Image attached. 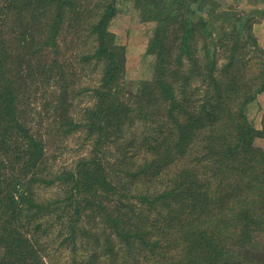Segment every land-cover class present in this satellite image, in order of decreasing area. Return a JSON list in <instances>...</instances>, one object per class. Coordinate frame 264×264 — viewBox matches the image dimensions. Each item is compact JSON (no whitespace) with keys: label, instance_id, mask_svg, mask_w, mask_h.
<instances>
[{"label":"trees","instance_id":"1","mask_svg":"<svg viewBox=\"0 0 264 264\" xmlns=\"http://www.w3.org/2000/svg\"><path fill=\"white\" fill-rule=\"evenodd\" d=\"M211 1L134 0L154 64L128 97L115 0H0V264H264V112L260 129L246 115L264 48L250 16ZM77 44L99 68L78 118L62 50ZM32 111L83 136L72 167L49 166ZM54 226L63 263L39 243Z\"/></svg>","mask_w":264,"mask_h":264},{"label":"rangeland","instance_id":"2","mask_svg":"<svg viewBox=\"0 0 264 264\" xmlns=\"http://www.w3.org/2000/svg\"><path fill=\"white\" fill-rule=\"evenodd\" d=\"M115 4L118 11L112 19L109 28L115 34L116 41L125 47V71L122 84L125 96L130 97L137 91L142 81L153 77L154 58L151 54L147 53L146 46L155 22L142 19L134 0H115ZM217 4L221 8L229 9L230 20L232 21L235 11L238 14H242V16H250L253 25L252 32L257 43L264 48V0H213L207 2L204 7L211 8ZM215 17L212 20L214 21L213 25L220 22L216 21ZM67 49V45H62L64 66H67L68 70L72 68V73H69L68 79L74 81V85H70L68 97L69 99L72 98L71 111L78 118L81 114L80 108L91 105L93 102L90 88L96 84L99 68L93 69L91 65H87L81 61L79 54L82 47H78V44L75 47L72 46L68 51ZM50 83L54 84V81ZM52 88L51 86L50 89ZM263 112L264 91L257 94L246 106L247 118L255 128H261ZM35 113L32 111L31 115L34 117ZM41 120L42 116L39 114L35 116L36 127L40 128L41 132L44 133L45 130L43 128L45 124ZM44 134L47 137V163L53 170L72 167L79 155L87 151V142L78 133L61 138L53 134ZM255 143L258 146L264 147V137H256ZM38 194L40 198L49 200L56 196V189L54 186L42 187L39 189ZM41 220L43 221L42 225L46 224L44 219ZM51 220L53 221L52 217ZM53 225L55 224L53 223ZM56 232L57 228L54 226L48 232L49 236L45 233L40 234L39 243L45 250L52 252L50 257L55 263H63L70 258V252L65 245L61 249L57 248L56 244L59 239H55ZM81 248L82 246L79 244L78 252L81 251ZM43 259L47 264H50L48 258L44 256Z\"/></svg>","mask_w":264,"mask_h":264},{"label":"crops","instance_id":"3","mask_svg":"<svg viewBox=\"0 0 264 264\" xmlns=\"http://www.w3.org/2000/svg\"><path fill=\"white\" fill-rule=\"evenodd\" d=\"M263 39H264V36H263Z\"/></svg>","mask_w":264,"mask_h":264}]
</instances>
